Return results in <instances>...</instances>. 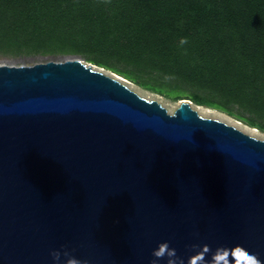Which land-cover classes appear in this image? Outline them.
I'll use <instances>...</instances> for the list:
<instances>
[{
	"label": "water",
	"instance_id": "water-1",
	"mask_svg": "<svg viewBox=\"0 0 264 264\" xmlns=\"http://www.w3.org/2000/svg\"><path fill=\"white\" fill-rule=\"evenodd\" d=\"M190 101L169 112L79 57L0 64V264H151L162 242L264 262V139Z\"/></svg>",
	"mask_w": 264,
	"mask_h": 264
},
{
	"label": "trees",
	"instance_id": "trees-1",
	"mask_svg": "<svg viewBox=\"0 0 264 264\" xmlns=\"http://www.w3.org/2000/svg\"><path fill=\"white\" fill-rule=\"evenodd\" d=\"M0 53L81 55L264 132V0H0Z\"/></svg>",
	"mask_w": 264,
	"mask_h": 264
},
{
	"label": "clouds",
	"instance_id": "clouds-1",
	"mask_svg": "<svg viewBox=\"0 0 264 264\" xmlns=\"http://www.w3.org/2000/svg\"><path fill=\"white\" fill-rule=\"evenodd\" d=\"M181 45L187 43V38H182ZM188 100V99H185ZM192 249H200L190 256L186 264H224V261L230 256L234 264H264L256 255L250 254L244 247L237 245L234 248H218L212 255L211 261L206 260V255L211 250L208 245L200 248L199 245H192ZM53 264H87V261H82L76 258L70 251L65 249L63 252L60 250H53L50 253ZM62 256L66 259L62 260ZM151 264H159V261L167 257V264H185V261L177 255L175 248H171L169 242H162L156 249L153 250Z\"/></svg>",
	"mask_w": 264,
	"mask_h": 264
},
{
	"label": "rangeland",
	"instance_id": "rangeland-1",
	"mask_svg": "<svg viewBox=\"0 0 264 264\" xmlns=\"http://www.w3.org/2000/svg\"><path fill=\"white\" fill-rule=\"evenodd\" d=\"M76 57H79V58H82L83 60H85L81 55H76V54H65V55H63V54H54V55L53 54L9 55V54L0 53V64H2V63H24V62H46V61H50V60L63 61V60L68 59V58H76ZM97 68L102 70L106 74H109V75H111L113 77L118 78L123 83L126 82L125 84L128 87L131 86L130 88L133 89L134 91H136L141 96H143V97H145V98H147L149 100H157V101H159L163 106H165L169 110V112L174 111L180 104L181 100L174 101V100H171V99H167V98H165V97H163L161 95H158V94H156L154 92H151L149 90L143 89L142 87L136 85L134 82H132V81H130V80H128V79H126V78H124V77H122V76H120V75H118V74H116V73H114V72H112L110 70H107V69H104V68H101V67H97ZM191 105H192V107L194 109H196L199 112L200 115L204 114L202 116L216 118V119H219V120H222V121H224L223 119H225L226 120L225 122H227V123H229L231 125H234L235 127L245 131L246 133H248V134H250L252 136H255L257 138L264 139V132L263 131L258 129L259 132H256L257 134L254 132L256 135L255 134L253 135V133H252V131H250V129H248L247 127L245 128V125L250 127V128H253V127L243 123L242 121L237 120L236 118H234L233 116L228 115L225 112L219 111L217 109H213L214 113L213 112L212 113H207V112H205V109H203V108L201 109V105H197L193 101H192ZM199 108H200V110H199ZM220 114L224 115L225 117H223ZM235 121L236 122H241L240 124H243V125H240L239 123H236Z\"/></svg>",
	"mask_w": 264,
	"mask_h": 264
},
{
	"label": "bare ground",
	"instance_id": "bare-ground-1",
	"mask_svg": "<svg viewBox=\"0 0 264 264\" xmlns=\"http://www.w3.org/2000/svg\"><path fill=\"white\" fill-rule=\"evenodd\" d=\"M123 80H124V79H123ZM125 83H126V82H125ZM127 84H128V83H127ZM130 85H131V84H130ZM130 87H131V86H130ZM134 89H135V88H134ZM190 103H192V102L190 101ZM202 108L205 109V112H207V113H212V112L214 113V110H213L212 108H208V107L201 106V109H202ZM199 110H200V108H199ZM200 113H201V112H200ZM202 115H204V114H202ZM220 115H222V114H220ZM222 116L225 117L224 115H222ZM229 119H230V118H229ZM223 120L226 121L225 119H223ZM228 122H229V121H228ZM235 122H236V121H235ZM236 123H239V124H240L241 122H236ZM240 125H243V124H240ZM240 125H239V126H240ZM241 127H242V126H241ZM246 127H247L248 129H250V131H252L253 135H254L256 132H259L257 128H250V127H248V126L245 125V128H246ZM248 129H247V130H248ZM254 132H255V133H254ZM256 134H257V133H256ZM256 134H255V135H256Z\"/></svg>",
	"mask_w": 264,
	"mask_h": 264
}]
</instances>
